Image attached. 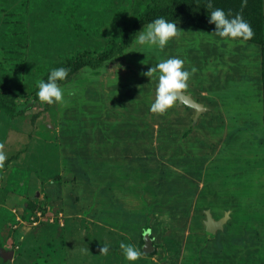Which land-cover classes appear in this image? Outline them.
Returning <instances> with one entry per match:
<instances>
[{"label":"rangeland","instance_id":"obj_1","mask_svg":"<svg viewBox=\"0 0 264 264\" xmlns=\"http://www.w3.org/2000/svg\"><path fill=\"white\" fill-rule=\"evenodd\" d=\"M173 1L0 0V80L16 103L10 114L0 102V264H264L263 0H186L163 49L138 32L61 81L63 103L36 96L52 68L112 50ZM216 7L253 35L219 36ZM169 56L196 69L184 90L199 113L178 99L149 110L158 76L145 73ZM208 212L228 216L210 231ZM121 241L141 256L125 259Z\"/></svg>","mask_w":264,"mask_h":264},{"label":"clouds","instance_id":"obj_2","mask_svg":"<svg viewBox=\"0 0 264 264\" xmlns=\"http://www.w3.org/2000/svg\"><path fill=\"white\" fill-rule=\"evenodd\" d=\"M211 0H209V6ZM210 22L216 25V32L221 37L236 38L241 37L248 39L253 35V31L249 23L239 14L229 16L225 10L219 7L212 8L210 12ZM177 24L175 21L168 20L164 16H159L149 22L147 26H143L138 31L136 43L143 47L145 45L158 47L163 49L169 40L177 35ZM185 61L179 56H169L166 59H160L158 63L152 65L146 75L153 78L152 74L156 73L158 82L156 84L155 99L150 105V111L153 113H165L172 107L177 100L180 90L187 89L189 78L196 69L193 67L191 71L184 67ZM69 72L66 67L52 68L47 79L38 81V90L36 96L42 102L53 104L56 102H64L65 90L61 86V81L65 80ZM6 159V153L0 151V162ZM151 229H145V234ZM120 247L123 249L125 259L135 261L142 254L141 249L132 243L121 241ZM109 245L103 244L101 252L107 253Z\"/></svg>","mask_w":264,"mask_h":264},{"label":"trees","instance_id":"obj_3","mask_svg":"<svg viewBox=\"0 0 264 264\" xmlns=\"http://www.w3.org/2000/svg\"><path fill=\"white\" fill-rule=\"evenodd\" d=\"M184 1L186 0H174V3L172 4H168L166 6H154L153 8L141 13L139 18L134 22L132 28L127 29V31L122 36V39L119 42L115 43L112 50L108 52H100L96 55H93L86 50L80 51L74 59L63 66L69 69L67 77L85 65H90L94 68L99 67L104 60L118 54L123 49H125L130 44L131 39L138 33L141 26L153 21L155 18L159 16H164L168 20L183 18L182 16L184 13ZM261 14H263L262 7ZM48 74L44 77L45 80L47 79ZM7 98L9 97L5 92V84L0 80V102L6 106V110L11 114L16 109V103H11V99L8 101Z\"/></svg>","mask_w":264,"mask_h":264},{"label":"water","instance_id":"obj_4","mask_svg":"<svg viewBox=\"0 0 264 264\" xmlns=\"http://www.w3.org/2000/svg\"><path fill=\"white\" fill-rule=\"evenodd\" d=\"M177 99L180 103L195 107L198 113L202 109L205 108L203 103L196 100L192 96L191 93H188L184 89L180 90V93L178 94ZM227 216H228V214H226L224 217H221L220 219L216 220L213 218L212 214L210 212H208L207 213V220L205 221L206 228L210 231L216 230L217 227H221L223 225V222L225 221ZM143 249L146 252H152L155 249V246L153 244V238L150 237L149 235H145V243H144Z\"/></svg>","mask_w":264,"mask_h":264},{"label":"crops","instance_id":"obj_5","mask_svg":"<svg viewBox=\"0 0 264 264\" xmlns=\"http://www.w3.org/2000/svg\"><path fill=\"white\" fill-rule=\"evenodd\" d=\"M262 9H263V14H264V0H263V5H262ZM263 30H264V22H263ZM216 38H220V37H217L218 35H214ZM244 42V41H243ZM243 42H240V43H243ZM244 43H246V44H248L247 42H244ZM246 44H245V46H246ZM240 46H243V44L242 45H240ZM244 47V46H243ZM248 47H252L251 45H249ZM253 48V47H252ZM259 48L260 47H258V45L256 44V47H254V49L255 50H259ZM153 238V237H152ZM153 244H154V238H153ZM154 246H155V249H156V245L154 244Z\"/></svg>","mask_w":264,"mask_h":264}]
</instances>
